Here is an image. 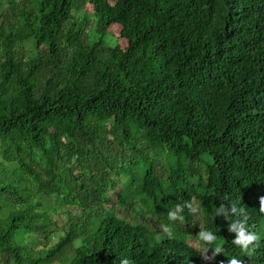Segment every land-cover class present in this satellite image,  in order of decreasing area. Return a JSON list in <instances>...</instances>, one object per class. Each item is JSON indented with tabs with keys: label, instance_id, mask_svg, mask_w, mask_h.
<instances>
[{
	"label": "trees",
	"instance_id": "16d2710c",
	"mask_svg": "<svg viewBox=\"0 0 264 264\" xmlns=\"http://www.w3.org/2000/svg\"><path fill=\"white\" fill-rule=\"evenodd\" d=\"M0 9V264H204L187 242L201 223L217 262L264 264V239L232 243L242 215H217L235 205L264 231V0ZM137 202L139 220L117 215ZM67 205L79 217L36 251L27 235L47 238Z\"/></svg>",
	"mask_w": 264,
	"mask_h": 264
},
{
	"label": "rangeland",
	"instance_id": "374dc122",
	"mask_svg": "<svg viewBox=\"0 0 264 264\" xmlns=\"http://www.w3.org/2000/svg\"><path fill=\"white\" fill-rule=\"evenodd\" d=\"M109 1L112 3L115 2V0H109ZM2 11L3 10L0 9V14L2 13ZM1 21H3V16L0 15V22ZM109 29H110V31L113 32V34L115 36L118 37V32L120 30L119 26L114 25V26L110 27ZM25 53L28 57L29 56L28 52L26 51ZM151 155L154 156V153L152 150H151ZM133 190L134 191L136 190V186L133 187ZM194 208L196 210L198 218L200 219L202 217V213L200 211L199 203L195 202ZM121 209L123 210V208L117 209L118 210L117 215L121 218H123V217L130 218L131 222L139 220L135 217H137V215L144 212V210H147L145 208V206L139 202H137V212L130 213V215L124 216V212L119 211ZM52 215L55 218V224H53L51 227H48L49 230H48V237L47 238H44V237L42 238L41 234H34V235L28 234L27 235L28 237L26 239V242H28L30 246L34 247L36 251L43 249V246L45 244H48V246H52V244H54L56 242L55 237L57 238V236L60 235L61 226H62L63 221H65L66 218H70V216L74 219L78 218L80 215V210L74 206L67 205V206L60 207L57 211H53ZM147 216H149V215H147ZM151 227L153 229H157V230L160 229V225H158L154 221H152ZM262 227H264V223L262 224L261 228ZM201 232H204L203 227H202V223L199 226H196L193 228L191 236H189V238H187V242H189L191 245H193L195 248H197L200 251V254L202 256V260H203L204 264H219V263L220 264H228V260L221 259L220 261L217 262V258L215 257V255L214 254L210 255L207 247L204 244L205 241H203L200 237ZM258 236L260 237V239L258 241L260 243L262 241V239H264V231L259 230ZM39 241H41V243ZM54 264H58V263H54Z\"/></svg>",
	"mask_w": 264,
	"mask_h": 264
},
{
	"label": "clouds",
	"instance_id": "9594fccd",
	"mask_svg": "<svg viewBox=\"0 0 264 264\" xmlns=\"http://www.w3.org/2000/svg\"><path fill=\"white\" fill-rule=\"evenodd\" d=\"M183 205H177L174 211H170L168 213V218L171 221L180 220L183 221V216L180 215L183 211ZM191 208V205H188ZM260 212L264 213V197L260 199ZM236 214L238 216L242 215V219H237L233 223L228 226L229 232H235V238L232 240V243L238 247H240L244 251H248L250 245H254V242L259 241L260 237L257 236L253 232H249L246 228L247 215L244 213V209L237 210L235 205H232L231 208H227L225 206H221L218 209L217 215H223L227 217L230 214ZM163 231L168 235V237L172 236V231L168 226H163ZM200 237L203 241L207 243H212L216 240V237L211 232H201ZM221 252L220 248L215 250V254H219ZM121 264H130L128 260H122ZM228 264H243L240 259L232 258L228 260Z\"/></svg>",
	"mask_w": 264,
	"mask_h": 264
}]
</instances>
